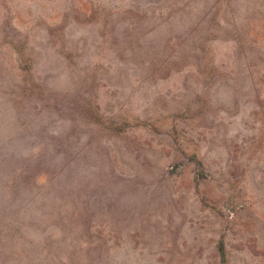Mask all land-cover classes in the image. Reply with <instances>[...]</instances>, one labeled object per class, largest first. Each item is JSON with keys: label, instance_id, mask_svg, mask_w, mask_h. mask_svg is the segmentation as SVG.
I'll use <instances>...</instances> for the list:
<instances>
[{"label": "rangeland", "instance_id": "1", "mask_svg": "<svg viewBox=\"0 0 264 264\" xmlns=\"http://www.w3.org/2000/svg\"><path fill=\"white\" fill-rule=\"evenodd\" d=\"M0 264H264V0H0Z\"/></svg>", "mask_w": 264, "mask_h": 264}]
</instances>
